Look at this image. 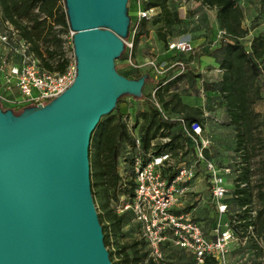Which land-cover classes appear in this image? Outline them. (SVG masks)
Returning a JSON list of instances; mask_svg holds the SVG:
<instances>
[{
	"label": "trees",
	"instance_id": "trees-1",
	"mask_svg": "<svg viewBox=\"0 0 264 264\" xmlns=\"http://www.w3.org/2000/svg\"><path fill=\"white\" fill-rule=\"evenodd\" d=\"M195 2L200 6L206 4L214 7L216 25L218 29L223 30L216 44L210 47L206 53L216 62L220 74L215 80L202 82L205 90L214 92L218 97L214 99V102H212L213 98L209 99L208 108H213L212 103L220 108L226 123L231 125L233 130V153L223 163L224 165H218L213 158L207 155V145L202 148V156L205 159L212 161L218 167H227L228 171L225 173L231 174L229 187L221 199L225 203V210L220 214L219 219L226 220L237 235H249L248 226L251 225L255 234L257 236L262 234L264 238V159L262 158L257 166L254 183L249 180L251 171L248 163L249 157L253 155L254 143L263 146L258 135L255 139L253 138V129L263 121L258 118L261 114L252 108V103L262 99L259 76L262 69L261 63L264 60V33L257 32L251 35L247 46H245L242 38L246 35L247 29L241 25L242 9L236 0H195ZM142 6H157L158 11L149 18H139L133 32H131L133 23L129 16L124 39L131 35V48L136 45L139 37L148 34L149 23L160 22L161 26H167L166 28L169 29V26L182 22V19L177 15L176 8L169 5L168 0H144ZM0 17L11 22L18 29L19 34L29 41V49L37 57L38 64L42 68L60 71L65 67L70 58L62 50V38L54 33L55 25L60 26L61 30H66L68 27L63 0H0ZM166 34L159 33L165 50L171 52L168 59H164V61L166 64L174 61L183 63V59H181L183 52L190 51L166 49V41L173 39L172 37L167 38ZM69 39L71 42V35ZM118 58L127 59L125 44ZM178 65L174 63L171 66ZM115 69L130 78L138 77L143 73L146 74L145 78L150 76L147 71L138 72L136 70L133 75H126L117 68ZM184 76V72H178L163 73L155 79L150 77L155 83L153 98L160 102V107L165 114H181L186 124L195 121L203 131V119L208 118V113L203 115V110L201 111L200 107L182 101L176 89L170 87L176 80ZM145 78L141 85V91ZM141 95L148 96L143 92ZM120 98L119 95L115 102H118ZM7 107L17 113L22 105ZM117 108V103H115L113 109ZM114 110L99 117L90 132L87 146L90 191L101 225L103 243L106 246L114 237V246L107 247L112 264H154V260L147 253L148 249L143 237L139 236L138 239H132L130 242L118 243V237L123 235L121 230L123 222L129 219L138 229L139 223L133 220L129 209L117 210L118 204L127 200V197L132 193L133 169L130 147L133 142L125 121ZM138 116L141 117L142 122L139 127H132V129L140 137L141 149L145 151L150 148L153 154L169 151L173 158L174 165L163 170V174L167 178L172 176L180 163L192 161V158L196 160L192 142L182 133L174 120L161 116L153 102L148 100L147 108L138 111ZM213 121L218 122L216 119ZM160 128L162 129L159 130ZM158 134H169V140L150 145V140ZM177 143H179V147L176 148ZM120 159L125 163L123 175L117 169ZM121 195L123 197L120 200ZM253 195L258 200V207L255 209L250 205ZM212 204L214 211L208 215L207 226L204 223H199L198 219L193 217L200 224L202 232L206 236H212L210 232L218 218L214 203L212 202ZM247 242L255 245L251 237L247 238ZM249 243L246 244L249 245ZM164 245H169V243L165 242ZM177 248L191 257V261H183L181 264H193L191 253L183 248ZM114 253H116V258L113 256ZM165 264L173 263L168 261ZM202 264L217 263L211 256L206 255ZM250 264L262 263L258 260H251Z\"/></svg>",
	"mask_w": 264,
	"mask_h": 264
},
{
	"label": "water",
	"instance_id": "water-1",
	"mask_svg": "<svg viewBox=\"0 0 264 264\" xmlns=\"http://www.w3.org/2000/svg\"><path fill=\"white\" fill-rule=\"evenodd\" d=\"M127 0H63L75 66L44 103L0 106V264H112L93 203L87 146L121 94L141 95L145 73L116 71Z\"/></svg>",
	"mask_w": 264,
	"mask_h": 264
},
{
	"label": "built area",
	"instance_id": "built-area-1",
	"mask_svg": "<svg viewBox=\"0 0 264 264\" xmlns=\"http://www.w3.org/2000/svg\"><path fill=\"white\" fill-rule=\"evenodd\" d=\"M132 1L135 21L131 32L139 18H149L157 12V6L143 7L142 1L144 0ZM177 1L194 3L195 0ZM0 23L4 27L0 29V43L7 46V52L11 54L9 59L0 57V100L8 105L17 106L44 103L61 92L72 81L75 74L73 59H69L60 71L44 69L29 49V41L19 34L18 29L1 17ZM222 32V29H217L216 36L219 37ZM69 33L70 36V30ZM124 44L130 46V42ZM192 48L190 41L183 37L166 41L168 50L191 51ZM127 60H130L129 54ZM144 63L155 72H162L164 68L174 63L182 64L179 61L166 64L164 60L156 62L154 59H147ZM4 92H9V95L3 94ZM153 104L163 118L176 122L182 133L192 142L196 160L203 162L210 184L211 200L218 215L217 222L212 227V236H206L200 224L189 212H180L176 209L187 191L186 182L194 175L196 160L180 163L172 176L167 178L163 174L164 168L174 165L170 152L162 151L153 154L150 148L143 151L139 135L131 128L129 131L133 142L130 147L132 149L133 188L127 200L118 204L117 210L129 209L131 211L133 220L139 223L140 236L146 241L147 253L153 260L161 258V245L166 242L189 251L193 257V264H202L206 255L211 256L217 264H227L230 260L228 251L231 243L242 245L247 243L248 237L258 242L251 225L248 226L249 235H237L226 220L219 219L220 214L225 210V203L221 199L227 189L223 173L227 172L228 168L218 167L202 156V148L206 146L208 139L203 136L202 129L197 122L191 121L186 124L181 114L167 115L156 101ZM202 114L206 115L207 112L203 110ZM169 137V134H158L149 143L150 145L164 143L169 140ZM122 197L121 195L120 200Z\"/></svg>",
	"mask_w": 264,
	"mask_h": 264
},
{
	"label": "rangeland",
	"instance_id": "rangeland-1",
	"mask_svg": "<svg viewBox=\"0 0 264 264\" xmlns=\"http://www.w3.org/2000/svg\"><path fill=\"white\" fill-rule=\"evenodd\" d=\"M236 2L242 9L241 25L247 29V33L242 38V42L247 46L248 39L251 35L257 32L264 33V0H236ZM132 3V0L126 1L127 14L134 24L135 14ZM168 4L176 8L177 15L182 19V22L169 26V29L166 28L167 26H161L160 22L155 24L149 23L148 34L139 37L138 42L133 48H131V35L124 39L126 43L130 42V46L125 44L127 47V55L129 54L130 60L118 58V56L113 60L114 67L126 75H133L136 70L138 72L147 71L149 73L150 76H146L141 91L148 96L140 95L135 97L128 94H121V98L118 102H115L118 108L114 110L112 107L109 112L114 110L116 114L119 113L121 119L125 121L127 128L132 129V127H139L142 120L141 117L138 116V111L147 108L148 100L151 102L156 101L160 105V102L156 100V98H153L155 83L150 77L155 79L159 78L163 73L173 74L184 72L185 76L176 80L170 87L176 89L182 101L189 105L200 107L201 111L205 109L208 113V118L203 119L204 127L202 131L203 136L208 139L206 153L210 158H213L218 165H224L223 163H225L233 153L232 126L226 123L222 110L217 108L214 103H212V109L208 108L207 102L209 99L213 98L212 102H214V99L218 97L214 92L205 90L202 85L203 81L215 80L220 74L216 62L206 54L207 50L215 45L218 39L216 36L218 27L214 17V7L206 4L200 6L197 2L189 3L187 1L179 2L176 0H168ZM2 28L4 27L0 23V29ZM54 33L62 38L61 45L65 55L73 59L71 42L69 39V28L67 27L66 30H61L60 26L55 25ZM159 33H167V38L183 37L190 41L193 48L190 52H183L181 58L183 59L182 65L167 66L168 68H164L165 71L155 72L148 64L144 63L147 59H154L156 62L162 59H168L171 52L165 50L163 40L160 38ZM0 57H7V59L11 58V54L7 52V46L1 43ZM12 57L15 58V56ZM261 64L262 69L259 81L262 99L254 101L252 103V108L258 111L262 116L258 118L260 121L262 119L263 122L253 129V138L255 139L259 136L263 146L254 143L253 155L248 159L251 171L249 180L251 183H254V179L256 178L259 162L262 158L264 159V60ZM133 68H135V70H133ZM8 93L9 92H4L3 94L9 95ZM0 106L3 108L17 105H8L3 100H0ZM213 119L218 120V122H214ZM177 146L179 147V143L176 144V148ZM193 160L194 158H192V161ZM124 166V161L120 159L117 169L121 175L125 172ZM230 175L229 173H223L226 188L229 187V181L231 180ZM188 182L189 187L176 209L180 212H189L192 217L198 219L199 223H204V225L207 226L208 215L214 211V208L210 195V184L203 162L199 160L195 162L194 175ZM252 191L254 192V189ZM250 205L254 209L258 207V200H256L254 195L252 196ZM121 230L123 235L118 237V243L120 244L122 242H130L132 239H138L140 236L139 229L129 219L122 223ZM113 238L111 242L106 245V248H112L114 246ZM263 239L262 234L261 236H257V241L259 243L255 241L256 246L249 242H247L249 245L246 243L242 245L231 243L228 251L230 260L227 264H250L251 260H258L260 263L264 264ZM115 255L116 253L113 254L114 258H116ZM168 261L173 264H181L183 261H191V257L175 246L164 245L162 247L161 258L154 260V264H165V262Z\"/></svg>",
	"mask_w": 264,
	"mask_h": 264
},
{
	"label": "crops",
	"instance_id": "crops-1",
	"mask_svg": "<svg viewBox=\"0 0 264 264\" xmlns=\"http://www.w3.org/2000/svg\"><path fill=\"white\" fill-rule=\"evenodd\" d=\"M132 6H133V3H132ZM133 11H134V6H133ZM189 180H190V179H189ZM189 180H188V181H189ZM188 181L186 182L187 185H188V183H189ZM188 187H189V185H188ZM164 243H165V242H164ZM164 243H162L161 247H163ZM169 245H170V244H169Z\"/></svg>",
	"mask_w": 264,
	"mask_h": 264
}]
</instances>
